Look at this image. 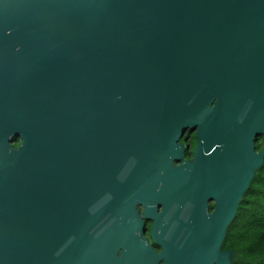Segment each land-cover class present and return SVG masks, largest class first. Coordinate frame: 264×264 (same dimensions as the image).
Here are the masks:
<instances>
[{
  "label": "water",
  "instance_id": "water-1",
  "mask_svg": "<svg viewBox=\"0 0 264 264\" xmlns=\"http://www.w3.org/2000/svg\"><path fill=\"white\" fill-rule=\"evenodd\" d=\"M258 136L264 0H0V264H231Z\"/></svg>",
  "mask_w": 264,
  "mask_h": 264
},
{
  "label": "trees",
  "instance_id": "trees-1",
  "mask_svg": "<svg viewBox=\"0 0 264 264\" xmlns=\"http://www.w3.org/2000/svg\"><path fill=\"white\" fill-rule=\"evenodd\" d=\"M221 249L233 250L231 264H264V161L227 226Z\"/></svg>",
  "mask_w": 264,
  "mask_h": 264
},
{
  "label": "flooded vegetation",
  "instance_id": "flooded-vegetation-1",
  "mask_svg": "<svg viewBox=\"0 0 264 264\" xmlns=\"http://www.w3.org/2000/svg\"><path fill=\"white\" fill-rule=\"evenodd\" d=\"M195 129L186 128L183 133L181 134L180 138L178 139V143L182 144V150L181 155L182 157L179 160H173V165H178L180 163H183V169L186 171L190 169V163L193 160V157L195 155V149L197 145V139L195 136ZM263 138L261 136L256 137L254 140V150L258 151L263 144ZM256 143L260 144L259 148H256ZM12 148H18L21 144V138L19 136H15L12 138L10 142ZM209 209L213 207V201H208ZM136 209L138 210L139 214L141 215L142 212V206L140 204L136 205ZM160 210V209H159ZM143 226H144V236L150 241V229H151V223L152 220L149 218H145L141 216ZM155 246V245H153ZM157 250H159V247L156 246Z\"/></svg>",
  "mask_w": 264,
  "mask_h": 264
}]
</instances>
